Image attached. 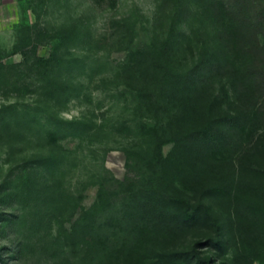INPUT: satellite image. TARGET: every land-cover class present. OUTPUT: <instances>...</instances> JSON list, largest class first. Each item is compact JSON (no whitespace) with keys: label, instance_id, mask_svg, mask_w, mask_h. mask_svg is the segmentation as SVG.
<instances>
[{"label":"rangeland","instance_id":"obj_1","mask_svg":"<svg viewBox=\"0 0 264 264\" xmlns=\"http://www.w3.org/2000/svg\"><path fill=\"white\" fill-rule=\"evenodd\" d=\"M222 33L204 0H0V264H111L116 233L88 236L74 224L98 202L104 169L120 181L130 174L122 146L131 134L115 131L137 106L129 87H159L152 60L134 74L124 64L133 50H149L161 54V73L185 74L226 57ZM74 57L82 69L68 67ZM214 84L221 100L222 85L232 96L227 80ZM53 116L93 120L94 136L51 142ZM241 146L215 165L232 186ZM64 151L72 159L59 168L51 159ZM204 202L219 230H186L168 250L180 255L175 264H235L242 241L233 209L227 199Z\"/></svg>","mask_w":264,"mask_h":264},{"label":"trees","instance_id":"obj_2","mask_svg":"<svg viewBox=\"0 0 264 264\" xmlns=\"http://www.w3.org/2000/svg\"><path fill=\"white\" fill-rule=\"evenodd\" d=\"M204 2L222 27L226 57L205 59L185 74L161 73V54L149 50H133L124 64L134 74L152 60L159 87H129L137 106L115 131L131 134L122 146L130 174L120 181L104 169L97 176L98 202L74 224L88 236L116 233L111 264H175L180 255L168 249L179 234L220 228L205 199H227L233 209L242 241L235 264L264 263V0ZM68 67L82 69L83 60L74 57ZM224 80L232 96L222 85L221 100L214 83ZM45 127L54 142L92 137L96 123L53 116ZM238 143L241 180L232 186L214 172ZM71 159L64 151L51 162L60 168Z\"/></svg>","mask_w":264,"mask_h":264}]
</instances>
